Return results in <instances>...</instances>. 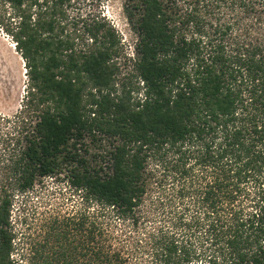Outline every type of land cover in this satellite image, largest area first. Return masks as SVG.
<instances>
[{
    "label": "trees",
    "instance_id": "trees-1",
    "mask_svg": "<svg viewBox=\"0 0 264 264\" xmlns=\"http://www.w3.org/2000/svg\"><path fill=\"white\" fill-rule=\"evenodd\" d=\"M71 1L0 0L29 78L0 264H264V0H126V74L108 20L66 35ZM59 176L81 205L17 243L13 192Z\"/></svg>",
    "mask_w": 264,
    "mask_h": 264
},
{
    "label": "rangeland",
    "instance_id": "rangeland-1",
    "mask_svg": "<svg viewBox=\"0 0 264 264\" xmlns=\"http://www.w3.org/2000/svg\"><path fill=\"white\" fill-rule=\"evenodd\" d=\"M126 0H72L66 7L63 25L66 35L75 38L76 43H86L89 34L87 29L98 19H106L116 29L121 40V56L118 62L123 73L131 70L129 57L134 54L137 35L132 30L125 14ZM0 184L5 180L7 171L8 149L6 150L5 133L25 103L27 94L28 74L25 59L18 51L16 41L7 28L15 25L18 20L12 7L0 6ZM121 73V76L123 75ZM141 95V94H140ZM90 142V141H89ZM80 194L75 192L64 176L50 177L37 183L27 192H13L12 223L17 233L16 242L21 239L29 241L42 238L49 221L55 216H66V210L81 205ZM123 226L122 220H117ZM151 225L150 221H146ZM135 236V235H134ZM21 238V239H19ZM128 241H134L133 237ZM145 242V241H143ZM198 243V241H195ZM199 244V243H198ZM30 244L28 243L27 246ZM20 258V252H15ZM147 256L141 258L140 264H146ZM149 258V257H148ZM148 264V263H147Z\"/></svg>",
    "mask_w": 264,
    "mask_h": 264
},
{
    "label": "clouds",
    "instance_id": "clouds-1",
    "mask_svg": "<svg viewBox=\"0 0 264 264\" xmlns=\"http://www.w3.org/2000/svg\"><path fill=\"white\" fill-rule=\"evenodd\" d=\"M134 50H135V46H134Z\"/></svg>",
    "mask_w": 264,
    "mask_h": 264
}]
</instances>
